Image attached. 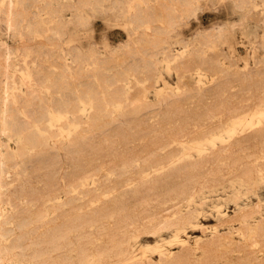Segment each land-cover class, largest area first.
Instances as JSON below:
<instances>
[{"label":"rangeland","instance_id":"rangeland-1","mask_svg":"<svg viewBox=\"0 0 264 264\" xmlns=\"http://www.w3.org/2000/svg\"><path fill=\"white\" fill-rule=\"evenodd\" d=\"M3 1L0 53L9 47L11 95L22 114L24 105L15 93H24L28 106L47 115L45 123L51 126L37 128L35 140H26L23 154L15 152L16 163L5 170L3 207L12 213L14 227L25 218L17 231L27 237L41 234L61 221L62 212L73 214L75 203L63 191L69 183L84 181L91 188L76 198L80 215L97 213L137 186L145 193L140 209L149 208L150 216L138 214L134 222L118 224L113 214H107L83 223L82 236L89 240L92 260L83 263L76 259V250L65 245L60 251L68 264H119L123 259L171 264L159 254L177 249L175 264H264V148L252 138L231 154L198 160L199 149L213 148L264 120V0H197L193 13L180 0H14L19 14L10 29ZM168 15L176 19L172 29ZM209 26H221L222 31L209 40L208 35L198 38L197 33ZM163 27L169 28L171 56L163 48L167 43L157 41ZM150 70L155 71L153 77ZM88 86L94 88V102H100L94 118L82 122L72 119L70 107L54 109L55 100L72 105L83 97L87 118L93 104L83 93ZM31 89L39 96H29ZM129 97L137 100L124 105ZM169 100L175 102L166 109ZM197 111L203 116H195ZM168 113L182 132L168 129V122L165 126L162 116ZM29 120L34 127L33 117ZM146 129L164 130L161 143L144 148L150 135ZM136 132L140 135L131 138ZM125 139L128 147L142 149L124 166L116 151ZM7 142L16 150L14 139ZM91 144L94 150L101 147L107 152L84 164L83 150ZM232 156L238 159L236 164L230 163ZM182 157L194 159L190 165L205 169L206 176L194 188L176 195L166 191L158 198L151 189L153 172L162 176ZM14 185L17 190L23 186L16 198L11 194ZM59 199H66L61 210L52 208ZM178 201L185 213L180 219L172 209ZM159 219L167 222L156 225ZM149 225H156L155 232ZM250 225L259 227L249 234ZM213 234L217 237L210 239ZM184 243L189 248H182ZM106 245L131 252L119 261L115 256L98 258L95 248ZM29 252L26 249L22 259L12 256L10 264H32Z\"/></svg>","mask_w":264,"mask_h":264},{"label":"bare ground","instance_id":"bare-ground-1","mask_svg":"<svg viewBox=\"0 0 264 264\" xmlns=\"http://www.w3.org/2000/svg\"><path fill=\"white\" fill-rule=\"evenodd\" d=\"M196 2L197 0H180V3L182 4L183 8L189 10L191 13L194 12ZM2 11L5 16V22L7 27L9 29L12 28L15 25L16 18L19 14L17 7L15 6L14 0H4ZM152 13L153 12L151 10L150 12H148V14H146V17L151 16ZM173 19L171 15L170 16L168 15L167 21H168V25L171 26L170 29H172L174 21L176 20L175 18ZM159 29L160 30L157 33V41L166 42V36L168 35L167 32H169L168 31L169 28L163 27ZM221 31H222L221 26H209L203 31L197 33V36L198 38H200L201 35L202 37L203 35H205L204 37L208 35L207 38L210 35L214 37V34L218 35ZM212 36H210L209 38H211ZM201 39L203 40V38ZM125 45L127 46V44ZM163 48L167 52L168 56L172 55L169 43L163 46ZM151 63L152 61H149L147 63V67L148 65L150 67ZM152 68L156 69L153 66ZM147 69H151V68H147ZM150 71H149L150 73L149 75L153 77L155 71L152 72ZM0 74L2 75V79H0V264H10V260L12 256L18 259H22L23 257H25L24 255L26 249H30L28 255L30 258L34 259L32 264H43L42 262H44L45 260H49L51 264H64V261L65 264H68L69 261L66 259L65 254L62 251H60L65 245L67 247L68 246L72 247L76 250V254H77L76 259L82 261L83 263L90 262L92 258L87 252L88 250L87 243L89 242V240H85L84 236H82V224L85 222H91L100 219L107 214H113L118 224H123L125 222L128 223L134 222L138 214H141L142 216H150L151 210L149 208L142 207V209H140L141 208L140 198L145 195L144 188L136 186L135 188H132L130 191L122 192L121 195L112 202V204L99 208V211H97V213L93 210V211H88L83 215H80L78 212H76V207L80 205L78 202H76V198L78 197V194L87 193L88 191L91 190V188H88L84 181L69 183V185L66 186L63 191L65 194L68 195L69 197L68 200H70L71 203L73 202L75 203V205L73 206L75 207L73 214L62 212L63 214L61 213V221L56 223L54 226L47 227L46 230L41 234L34 233L32 235L33 237L32 236L27 237L28 235H25V232L22 231L18 232L17 230L21 229V227L25 224L24 223L25 218L20 217V221L17 222L16 226L14 227L13 226L14 220L12 213L6 211V209L3 207V202H5V196L7 194L6 189L4 188V185L6 183V179L4 176L5 170L7 164L16 163L15 152H19L23 154L22 146L24 142L26 140L28 142L35 140L34 132L37 130V128L50 130L51 126L45 123V120L49 118L47 117V115H45L41 111L35 112L33 109H31L28 106L27 98L24 96V93L21 94L19 92L20 93L19 94L18 91L17 93H15V95L18 97L20 102L24 105L25 110L24 112H22V114L20 113L19 107L15 104V97L11 95L12 89L10 86V82H11L10 81V77H11L10 51H9V47L7 46L4 47L0 53ZM151 77L147 79H150ZM153 79L151 78V80ZM123 88L124 86L122 85L121 89ZM31 90H32L31 92L29 91V96L30 95H33L35 97L39 96V94L35 93L33 89ZM83 93H88L90 95V98L93 100L92 111L89 113L87 118H83V112L85 107V99L83 97L79 98L72 105H70L69 100L68 101L55 100L54 109L57 111L60 110L59 108L64 106L70 107L74 112V116L72 119H77L82 122H84L86 119L90 120L91 118H94V108L100 107L99 101L96 100L94 102V88L88 86L87 90L83 91ZM170 94L171 92H169L168 98H170ZM163 98L166 99L165 97ZM135 100L137 99L136 98L133 99L129 97V99L126 100L124 105L130 104ZM174 102L175 101L173 100L172 101L169 100V102L166 103L165 108L167 109L168 106L173 105ZM45 108L46 106H44V110ZM170 115L171 114L168 113L162 116V121L163 120L165 121L164 122L165 126H166V122H168L169 123V126H167L168 129L170 128L174 129L175 130L174 133L182 132L183 131L182 126H179L178 123L175 122V119L174 120L170 119ZM194 115L197 117L203 116L201 111L195 112ZM29 116H32L33 119L35 120L36 125L34 127L31 121L29 120ZM261 127H264V120L258 119V122L250 130L241 132L240 134L234 133L233 137H231L229 140L224 141L220 144H216L213 148L199 149L198 160L207 159L208 157L221 152L229 151V154H231L232 153L231 149L243 144L244 142L252 138H256V140L260 142L262 148H264V132H258V129ZM163 131L164 130H162L161 132L150 133V131L146 129L145 133L150 135L148 136V142L147 144L144 145V148L148 146V143L160 144L162 141ZM139 135L140 132L132 133L131 138H135ZM73 136L74 134L70 135L69 144L71 143V139L73 138ZM131 138H128V140ZM8 139L15 140L16 150H13L11 146L7 144ZM128 140L125 139L124 141H122V143L120 141L121 147L118 148V150L116 151L118 161L122 162V165L124 166L129 163L130 160L129 158L131 157L132 153L138 154L142 149V146H136V147L133 146L132 148L128 147L127 146ZM69 144H66L65 147L68 148ZM44 145L45 147L50 148V146H48L46 142L44 143ZM106 152L107 149H103L101 147L99 149L94 150V145L91 144L89 149L83 150L82 153L83 163L86 164L87 162H90L92 159H95L97 157L100 158ZM231 158L232 159L230 163L236 164L238 159L234 156H232ZM80 162L81 161L77 163L76 166L77 169L80 165ZM193 162H195L194 159L191 158L187 159L185 157H182L175 166H167L165 171L162 173V176H159L155 172H153V177H152L153 184L151 186V189L153 190V192L156 193L158 192L157 193V195H159L158 198H164L165 197L164 193L166 191L167 193H169V195H176L187 189L194 188L196 184L201 183L202 181L201 178L206 176V170L199 166L190 165V163ZM116 163L117 161L113 160L111 162V166L114 167ZM246 170H249V168L246 167ZM23 184H24V180L19 185H23ZM78 186L80 187L79 190L74 191ZM22 189L23 186L20 188V190H17V185H14L12 190H14L15 192L13 194V192L11 191L12 196L13 197L15 196L14 198L19 196L21 194ZM56 198L58 199L59 197L57 196ZM65 201L66 199L57 200V203L53 204L52 208L53 207H56L58 209L62 208V205L64 204ZM179 203L180 201L172 205V209L174 210L175 213H177L175 217L176 219H180L185 215V213L180 211ZM126 206H128L130 210L125 212L122 211V208H125ZM109 211L110 213H108ZM166 222L167 220L159 219L156 225L165 224ZM156 225H154V227H151V225H149L150 226L149 231L152 233L155 232ZM258 227H259L258 225L251 226L249 234L256 231ZM216 237L217 235L213 234L211 235L210 239ZM20 239L24 240L23 242L26 243L25 244L22 243ZM114 247H115L114 245L96 247L95 250L97 257L107 258V257L115 256V259L119 261L122 260L124 256H126L131 252V250L127 247H122V248L121 247L119 248L118 246L115 248ZM17 248H19V251L17 250ZM182 248L187 249L189 248V245L187 243H184ZM178 250L179 249L172 250L171 253H169L168 255L165 254L164 252H160L159 258L165 262L175 264L176 261L173 260V257L176 256L177 254L176 252ZM70 261L72 263L73 260ZM147 261L149 264L152 263V260L150 259H148ZM119 264H143V262L142 260L123 259Z\"/></svg>","mask_w":264,"mask_h":264}]
</instances>
